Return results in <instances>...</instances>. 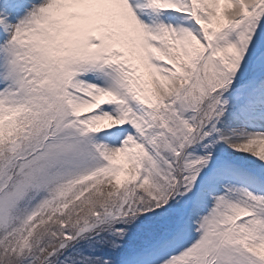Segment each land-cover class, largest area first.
<instances>
[{"label": "snow or ice", "instance_id": "1", "mask_svg": "<svg viewBox=\"0 0 264 264\" xmlns=\"http://www.w3.org/2000/svg\"><path fill=\"white\" fill-rule=\"evenodd\" d=\"M0 264H264V0H7Z\"/></svg>", "mask_w": 264, "mask_h": 264}, {"label": "rangeland", "instance_id": "2", "mask_svg": "<svg viewBox=\"0 0 264 264\" xmlns=\"http://www.w3.org/2000/svg\"><path fill=\"white\" fill-rule=\"evenodd\" d=\"M6 0H0V7H1V9H3L5 6H6V4H1V2H5Z\"/></svg>", "mask_w": 264, "mask_h": 264}, {"label": "bare ground", "instance_id": "3", "mask_svg": "<svg viewBox=\"0 0 264 264\" xmlns=\"http://www.w3.org/2000/svg\"><path fill=\"white\" fill-rule=\"evenodd\" d=\"M7 2V1H6ZM2 4V3H1ZM0 9H1V7H0Z\"/></svg>", "mask_w": 264, "mask_h": 264}]
</instances>
